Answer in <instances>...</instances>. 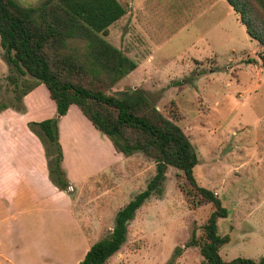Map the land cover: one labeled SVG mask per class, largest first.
<instances>
[{
    "label": "rangeland",
    "instance_id": "rangeland-1",
    "mask_svg": "<svg viewBox=\"0 0 264 264\" xmlns=\"http://www.w3.org/2000/svg\"><path fill=\"white\" fill-rule=\"evenodd\" d=\"M17 1L36 6L45 0ZM131 2L134 0L128 4ZM153 19L157 26L150 31L155 30L159 48L152 63L155 65H151L158 70L129 73L106 91L122 98L130 90L144 89L156 99L157 108L182 127L200 156L194 169L198 183L213 190L229 210L228 217L218 220L219 233L229 236V241L220 248L221 256L225 260L236 257L259 260L264 256V66L260 59L263 47L247 34L232 12L228 22L234 41L215 47L217 56L203 55L194 60L192 57L200 49L204 53L209 47L189 45L184 39L186 32H180L181 24L171 17L155 15ZM130 20L129 17L122 21L120 31L109 29L105 38L110 42L114 35L124 37L123 27L127 25L131 43L140 46L136 57H145L153 49L147 46L141 32L133 31ZM71 44V50L87 62L86 42L73 39ZM3 58L0 45V104L11 105L14 92L7 78L11 70ZM95 83L103 87L98 78ZM136 153L134 159L140 164L141 176L133 187L132 198L146 188L156 172L153 159ZM180 184L192 189L183 172L170 166L163 194L154 193L137 211L126 242L107 264L203 263L200 246L187 243L193 231L198 239L204 240L203 226L215 206L212 202L196 208L190 205ZM68 192L76 193L72 184ZM111 227L109 217L94 242L108 237ZM74 235V230L69 231L70 238ZM46 258L48 263L58 264L57 256Z\"/></svg>",
    "mask_w": 264,
    "mask_h": 264
},
{
    "label": "trees",
    "instance_id": "trees-1",
    "mask_svg": "<svg viewBox=\"0 0 264 264\" xmlns=\"http://www.w3.org/2000/svg\"><path fill=\"white\" fill-rule=\"evenodd\" d=\"M238 13L249 36L263 47L264 0H227ZM119 0H45L25 6L17 0H0V45L3 60L10 67L8 83L13 86L14 102L0 104V110L12 107L25 111L24 96L44 83L55 101L57 114L42 121H30L29 128L42 141L50 180L68 191L70 180L63 167L64 150L60 142L59 122L72 104L80 107L93 125L124 155L143 153L153 159L156 172L146 188L137 193L115 216L110 235L96 241L79 264H107L127 240L130 222L154 194L162 195L170 166L181 170L192 189H180L195 208L212 202L215 209L203 228L204 240L193 231L187 246H200L202 264H264L259 260L236 257L225 260L220 248L229 241L218 230V220L229 210L217 194L202 185L194 169L199 153L189 136L174 120L165 116L156 99L144 89H133L124 96L108 94L113 87L138 66L105 35L109 27L126 14ZM73 39L86 42L84 62L73 50ZM98 78L103 83H95ZM95 78V79H94ZM193 190V191H192ZM193 194V196H192ZM198 199H194L195 196Z\"/></svg>",
    "mask_w": 264,
    "mask_h": 264
},
{
    "label": "crops",
    "instance_id": "crops-1",
    "mask_svg": "<svg viewBox=\"0 0 264 264\" xmlns=\"http://www.w3.org/2000/svg\"><path fill=\"white\" fill-rule=\"evenodd\" d=\"M119 1L127 12L110 31H120L122 21L130 17L133 31L141 32L153 49L137 58L140 46L131 43L127 25L124 37L110 39L137 63L131 73L158 70L152 63L159 47L155 30L150 31L157 26L155 15L181 24L180 32H186L184 39L189 45L209 47L204 53L200 49L194 60L217 56L215 47L233 42L228 17L233 12L240 19L227 0ZM24 104L25 111L12 107L0 110V264H53L46 258L53 255L58 264H79L105 220L112 217L113 229L118 210L132 199L133 187L141 176L140 164L134 159L138 153L128 156L117 151L78 105H70L60 118L59 135L63 167L76 190L71 195L50 180L44 145L28 126L30 121L57 114L47 86L41 83L27 93ZM71 230L75 235L70 238Z\"/></svg>",
    "mask_w": 264,
    "mask_h": 264
}]
</instances>
